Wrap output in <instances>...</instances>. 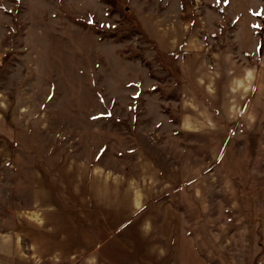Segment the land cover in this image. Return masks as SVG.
I'll return each mask as SVG.
<instances>
[{
  "label": "rangeland",
  "instance_id": "374dc122",
  "mask_svg": "<svg viewBox=\"0 0 264 264\" xmlns=\"http://www.w3.org/2000/svg\"><path fill=\"white\" fill-rule=\"evenodd\" d=\"M88 172L167 264H264V0H0V223Z\"/></svg>",
  "mask_w": 264,
  "mask_h": 264
},
{
  "label": "crops",
  "instance_id": "0c3cea01",
  "mask_svg": "<svg viewBox=\"0 0 264 264\" xmlns=\"http://www.w3.org/2000/svg\"><path fill=\"white\" fill-rule=\"evenodd\" d=\"M88 174L77 188L65 181L63 194L35 187L31 205L0 223V264H167L130 224L136 210H123L116 192ZM128 230L129 241L120 239Z\"/></svg>",
  "mask_w": 264,
  "mask_h": 264
},
{
  "label": "trees",
  "instance_id": "16d2710c",
  "mask_svg": "<svg viewBox=\"0 0 264 264\" xmlns=\"http://www.w3.org/2000/svg\"><path fill=\"white\" fill-rule=\"evenodd\" d=\"M261 47H262V42L260 41V43H259V50H260Z\"/></svg>",
  "mask_w": 264,
  "mask_h": 264
}]
</instances>
